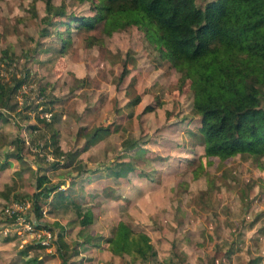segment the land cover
<instances>
[{
	"label": "rangeland",
	"instance_id": "rangeland-1",
	"mask_svg": "<svg viewBox=\"0 0 264 264\" xmlns=\"http://www.w3.org/2000/svg\"><path fill=\"white\" fill-rule=\"evenodd\" d=\"M91 1L51 0L64 10L55 14L45 10L44 0H0V80L11 85L22 79L6 108L0 107V164L6 157L19 165L0 172V223L6 221L3 206L13 200L27 199L35 213L32 192L49 186L45 196L36 197L51 239L36 243L55 248L62 264L68 253L89 243L91 237L80 234L92 226L67 230L63 238V225L83 206L67 210L62 225L51 207L54 194L65 181L80 188L82 172L96 176L94 170L122 158L133 163L143 184L136 182L132 198L117 194L118 212L109 215L102 236L121 218L151 236L152 252L146 258L115 253L116 264H264L263 158L205 155L188 78L162 59L134 24L109 33L75 27L69 19L91 14ZM146 103L152 109H143ZM98 125L107 130L94 131ZM184 151L189 164L181 163ZM22 166L27 175L21 185ZM39 175L47 180L36 187ZM50 191L53 197L47 199ZM101 193L94 191L92 201L104 198ZM128 209L130 214L122 211ZM102 211L95 208L94 216ZM8 238L0 233V249L20 252L25 244L4 243ZM26 241L34 245L32 237Z\"/></svg>",
	"mask_w": 264,
	"mask_h": 264
},
{
	"label": "trees",
	"instance_id": "trees-1",
	"mask_svg": "<svg viewBox=\"0 0 264 264\" xmlns=\"http://www.w3.org/2000/svg\"><path fill=\"white\" fill-rule=\"evenodd\" d=\"M44 5L46 11L64 12L51 0H44ZM90 5L91 14L69 19L79 30L96 27L109 33L134 24L157 46L160 57L188 78L205 155L222 160L239 153L262 157L264 163V0H205L202 4L195 0H95ZM21 81L4 85L0 80V107L6 108L10 93ZM151 108V104L143 106ZM96 130L107 128L98 125ZM91 136L97 137L96 132ZM123 164L130 166L126 161ZM45 180V175L36 176L35 186ZM50 189L32 192L36 215L37 193L45 196ZM90 218L84 211L79 223L86 224ZM107 246L131 258H146L152 252L148 235L122 220L115 223Z\"/></svg>",
	"mask_w": 264,
	"mask_h": 264
},
{
	"label": "crops",
	"instance_id": "crops-1",
	"mask_svg": "<svg viewBox=\"0 0 264 264\" xmlns=\"http://www.w3.org/2000/svg\"><path fill=\"white\" fill-rule=\"evenodd\" d=\"M152 105V104H151ZM153 107V106H152ZM152 109V108H151ZM147 110V109H146ZM198 128V127H197ZM57 143V141H56ZM59 146V144H57ZM2 148L0 147V150ZM189 151V150H188ZM5 153H2L1 156L2 158L4 157ZM182 157H184L181 161V163H184L187 161L189 163L187 158L186 151L183 152ZM3 163L0 164V172L6 173L8 171L13 170V168H17L18 162L17 160H8L6 157L3 158ZM121 162H114V167L108 166L106 168L100 167L94 170V173L96 176L91 175V171L88 169L85 172H82L80 174V178H82L80 188L76 186L74 183L65 181V184H60L62 186V190H59L56 192L54 195L55 197L52 196L51 191L49 195L46 197L49 199L50 196H52L51 200V207L53 210V213L56 215L54 217H58V222L65 224L66 219L69 218V216H65V212L67 210H72L77 209L78 207H81L79 210V215L75 212V216L73 215V222L69 223L68 225H63V238H65V232L68 230L71 232V230L75 229L77 227V230H79L80 227L88 224L92 227H90L89 230L88 228H84L86 232H82L80 235L85 234V238L91 237L89 243H86V245L82 246V248L74 253H68L70 257L68 258L69 261H71V264H116L118 262L117 259H119V256L115 253H112L108 248H106L103 244V239L105 238L106 241L110 237V235L104 234L103 229L105 226L108 224L107 220L109 219V215L112 213L118 212V201L121 199H115L117 197L118 193H129L130 196H125L129 198H132L134 192L136 190L135 184L136 182L143 184V182L139 179L138 174L136 172L134 173V165L132 162L129 160H123L121 158ZM124 161L129 162V167H126V165L119 166L121 163H124ZM27 163H25L23 166H26ZM22 169L18 170V174L20 177V183L21 185L23 184V176L27 175V169ZM170 171L171 170H176L175 166L169 167L168 168ZM115 174V175H114ZM175 174V173H172ZM79 176V175H78ZM93 176V177H91ZM137 176V177H136ZM5 181L10 180L9 174H6L3 176ZM84 177V178H83ZM115 180L119 181V184L116 185ZM32 184V183H31ZM109 188L107 189H102L103 186ZM95 186V187H94ZM94 191H99L104 198H101L103 200H97V201H92V199L97 196L98 194H93ZM49 192V191H48ZM98 193V192H96ZM110 193V194H108ZM94 197H93V196ZM3 197V196H2ZM124 197V198H125ZM81 198V200H80ZM133 200V199H132ZM81 201H84L83 203ZM107 203V205H106ZM131 203V200H130ZM130 203H128L127 207L131 208ZM154 202H149L150 206H153ZM97 207H102L103 213L98 216H94V209ZM86 211L88 214H90V220L86 224H80L79 223V216L81 213ZM128 214H130V210H122ZM106 215V216H103ZM118 220L124 221V219H117ZM55 223V222H54ZM97 236L100 237L101 241L98 243V241L95 242V240L98 238ZM150 236V235H149ZM148 236V237H149ZM151 238V236H150ZM82 239V238H81ZM84 239V238H83ZM27 238L25 239V242H21L20 240L15 238H8L4 243H12V241H16L18 245L25 244L23 247H19L20 252H11V250H5V249H0V263H5L8 260L16 259L18 261V264H20V260L22 261L21 264H29L33 263L34 261L36 264H60L59 259L60 257L58 256V251L53 249L52 246L49 247H43V245L37 244L35 241V238L32 239L33 241V246L31 245H26ZM150 241V239H149ZM151 243V242H150ZM13 245V244H12ZM152 245V243H151ZM42 247V250H39L40 247ZM48 251L49 253L46 255V252ZM61 254V253H59ZM45 255V256H44ZM68 255V256H69ZM63 256V255H62ZM3 259V260H2ZM64 257L65 264H67V260ZM113 261V262H111ZM69 263V262H68ZM35 264V263H34Z\"/></svg>",
	"mask_w": 264,
	"mask_h": 264
},
{
	"label": "built area",
	"instance_id": "built-area-1",
	"mask_svg": "<svg viewBox=\"0 0 264 264\" xmlns=\"http://www.w3.org/2000/svg\"><path fill=\"white\" fill-rule=\"evenodd\" d=\"M50 158L49 155H47ZM29 202L27 199L13 200L3 206L4 218L6 221L0 223V233L3 236L18 238L21 242L26 238H35L40 244L47 245L51 239L49 228L43 220L44 209L39 215L28 210Z\"/></svg>",
	"mask_w": 264,
	"mask_h": 264
}]
</instances>
